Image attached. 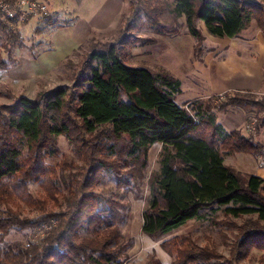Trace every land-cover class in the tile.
<instances>
[{"label":"trees","instance_id":"16d2710c","mask_svg":"<svg viewBox=\"0 0 264 264\" xmlns=\"http://www.w3.org/2000/svg\"><path fill=\"white\" fill-rule=\"evenodd\" d=\"M152 2L133 0V18L161 33L164 27ZM262 5L258 0H172L171 13L184 17L188 33L199 45L203 35L198 21L208 34L232 38L256 20L264 37ZM91 57L95 65L74 94L60 86L38 99L21 95L0 108V264H122L115 250L122 204L88 186L103 172L111 171L116 178L121 165L140 181L154 144L161 145L159 170L148 179L144 234L163 235L203 218L205 209L221 210L227 217H248L236 226L233 256L224 260L226 264H234L246 245L264 250V178L242 176L223 159V153L262 156L264 146L217 121V112L248 102L232 96L219 106L208 99L180 105L175 96L181 93V81L168 72L127 65L114 45ZM252 104L264 107V102ZM59 135L83 153L87 165L82 179L70 181L65 204L64 176L62 180L55 166L44 163L59 154ZM116 179L120 184L121 176ZM31 183L44 189L47 197L34 199ZM18 200L39 213L22 216ZM27 229L42 234L26 243L6 240L13 230ZM82 232L92 236L81 237ZM210 259L208 248L188 247L173 264H212Z\"/></svg>","mask_w":264,"mask_h":264},{"label":"rangeland","instance_id":"374dc122","mask_svg":"<svg viewBox=\"0 0 264 264\" xmlns=\"http://www.w3.org/2000/svg\"><path fill=\"white\" fill-rule=\"evenodd\" d=\"M39 1L48 7L47 18L44 15L34 17L27 14L24 19L16 14L12 21H8L0 14V108L13 104L21 95L38 99L60 86L64 87L68 94H74L86 82L90 66L95 65L91 54L104 50L109 45L115 46L127 65L146 67L153 72L163 71L175 76L180 75L184 88L187 90L191 74L201 73V58L225 44L223 39L218 38L214 41L212 38L217 37L208 34L203 23L198 21L197 25L201 28L203 35L198 45V40L188 33L184 17H175L171 13L172 0H154L151 3L152 7H156L154 14L157 20L164 27L161 33L154 32L153 29L142 25L139 22L140 19L133 18L131 8L133 0ZM263 1L258 0L260 4H263L262 6H264ZM92 14L97 15L95 18L93 16L94 23L89 24L88 19ZM103 16L108 17V21L100 23ZM141 20L144 18L141 17ZM78 23H88L93 33L101 31L92 35L86 33L85 28L80 26L79 29L83 33L80 37H75L71 46H64L62 52L60 47L68 41L67 31L73 28L76 32L75 26ZM2 24L7 26L4 27ZM247 27L253 31H259L256 20H251ZM60 28L61 30L58 31ZM59 34L62 36L56 38ZM196 46H199V49H195ZM188 72L189 75H187ZM191 95L193 94L190 91H185L182 96L176 95L175 101L188 105L195 100L208 99L219 106L226 97L236 96L245 102H250L244 103L242 107L229 105L226 111L217 112V119L221 122L228 117L227 115L232 116L227 112L233 110V118L237 113L239 115L244 113L246 117V126L240 129L244 135H251L254 140L256 133L264 130V107L252 104L264 102L263 92L231 91L212 96L210 99H196ZM184 99L188 101L187 104ZM238 109L242 113L237 111ZM256 118L260 122L258 131ZM250 125L253 126L252 130L247 129ZM56 142L59 154L46 158L44 163L47 166H55L60 177L61 174L64 176L61 190L65 197L61 199L65 204L70 181L74 184L73 178L82 179L87 165L83 160V153L77 151L74 144L70 143L64 135H59ZM160 150V144H154L149 148L147 164L142 171L143 177L140 181L131 177L128 168L121 165L119 167L121 174L117 175V177L121 176L120 184L117 177L115 178L110 171L103 172L101 178L97 177L98 181L88 186L94 192L122 204L123 218L117 226L121 237L115 244L119 260L122 264H173L174 260L181 257L182 252H185L188 247H197L210 250L212 264H226L224 260L233 256L231 248L234 235L237 233L236 226L248 218L247 216L231 218L224 216L221 210L213 212L205 209L202 211L203 218L189 220L169 233L151 237L142 232V213L150 199L148 179L152 173L159 170ZM251 155L254 154L223 153V159L239 174L246 177L253 174ZM245 161L249 164L247 165ZM62 163L66 164L65 168L57 167ZM29 190L34 199L47 197L44 189L37 183H31ZM17 204L22 216L34 217L39 213L38 209L26 205L23 201L18 200ZM50 205L52 206V203ZM58 208L54 207V210ZM41 234L40 230L34 229L13 230L6 240L26 243L28 240H36ZM91 236V233H81V237ZM246 248L247 245L241 250V255L234 264H264V250L250 244ZM214 254L216 256L212 257Z\"/></svg>","mask_w":264,"mask_h":264},{"label":"crops","instance_id":"0c3cea01","mask_svg":"<svg viewBox=\"0 0 264 264\" xmlns=\"http://www.w3.org/2000/svg\"><path fill=\"white\" fill-rule=\"evenodd\" d=\"M81 1L82 0H80L79 2ZM108 1L109 0H106V2ZM96 10L94 12H96ZM98 10H100V8ZM96 15L97 14L95 15L92 14L88 19L89 22L88 21L87 22L89 24H93ZM106 21H108V17L103 16V19L102 21L100 20V23ZM88 23L87 24L78 23L75 26L76 32L75 30H73V28L70 31L69 30L67 31L66 36L68 41L66 42V44L64 43L60 47L62 48V52L64 50L63 49L64 46H69V45L71 46L73 40H75V37H80V35L83 33V31L79 29L80 26L85 28L86 33L92 35L95 34L96 32L98 33L101 31V30L95 31V33H93ZM96 25L98 24L96 23ZM247 28L248 27L244 28L235 37L219 38L225 40V44L223 46H218V48L214 50L211 54H207L201 58L200 60L201 62L200 65L202 68L201 73L197 75H195L194 73L192 74L190 73L191 74L190 84H188L187 90H185L184 88V83L181 81L182 78L180 77V75L175 76L171 74L172 76L178 78L181 81L180 96H182L185 91H190L191 94H193L191 96H193L196 99H203L210 97L212 98V96L224 94L231 91L234 92L252 91V92L264 93V37L261 34L260 30L259 32L257 30L256 31L251 30L250 27L248 29ZM60 30L61 28L58 31ZM248 33L249 35H247ZM61 36L62 34H59L58 36H56V38L57 37L60 38ZM212 39L214 41H217L218 37ZM187 75H189V72L187 73ZM185 99L184 101H187ZM187 99H193V98H187ZM187 103L188 101L185 104ZM178 104L184 105L182 104V102ZM237 111L241 112V110L239 109ZM232 112L233 110L227 112L232 116L227 115L228 117L225 118L223 121L220 122L218 121V119L217 121L220 122L222 126L228 131L240 130L243 127L245 128L246 126L245 124L247 122L244 113L243 115H239L237 113L236 117L234 116L233 118ZM254 141L264 146V130H262V132L260 133H256V135L254 136ZM251 156H252V158H250L252 160L251 171H253V174L264 178V155L262 156L251 155ZM245 162L247 165L249 164L248 161ZM224 163L232 167L231 164H227L225 161Z\"/></svg>","mask_w":264,"mask_h":264},{"label":"built area","instance_id":"2783aa9c","mask_svg":"<svg viewBox=\"0 0 264 264\" xmlns=\"http://www.w3.org/2000/svg\"><path fill=\"white\" fill-rule=\"evenodd\" d=\"M48 12L47 5L39 0H0V14L8 21H12L16 14L25 19L27 14L34 17H42ZM251 124L253 125V123ZM252 125L248 126L247 129L252 130Z\"/></svg>","mask_w":264,"mask_h":264}]
</instances>
